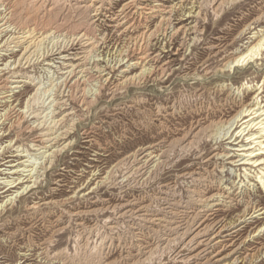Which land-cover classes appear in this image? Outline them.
<instances>
[{"label": "bare ground", "instance_id": "obj_1", "mask_svg": "<svg viewBox=\"0 0 264 264\" xmlns=\"http://www.w3.org/2000/svg\"><path fill=\"white\" fill-rule=\"evenodd\" d=\"M178 1L0 0V126L7 121L9 129L37 131L27 147L15 146V153L8 154L16 159L0 163V173L6 174L0 175L3 185L0 186V219L22 196L38 187L53 164L75 143L70 137L79 117H74L73 103L83 110L89 109L102 97L108 84L112 86L106 94L111 99L129 85L137 87L148 77L156 84L164 82L173 73L168 66L170 60L162 61L165 49L150 51L148 41L157 33L168 36V40L181 33L180 46L185 49L189 42L200 40L202 29L198 19L205 20L207 9L218 17L226 6L239 0ZM174 16L180 23L167 32V23ZM154 19L157 20L151 25ZM259 19H264V8L254 21ZM108 29L126 36L122 47H115L113 56L108 49L104 51L110 41ZM258 29L251 33L243 49L228 51L229 44L210 45L211 57L200 64L199 70L185 71L181 77L202 80L233 72L238 66L256 64L264 53V25ZM213 57L216 59L209 61ZM36 66L41 72L37 75L28 70ZM116 71L120 73L118 82L111 81ZM263 85L257 84L251 90L250 100L245 99L251 89L248 81L236 86L229 79H221L213 86L202 87L199 95L186 102L192 114L187 125L126 154L103 175L91 170L90 180L98 179L95 184L101 186L110 183L116 169L123 166L121 181H129L130 187L144 191L127 198L125 193L120 194L113 203L109 198L89 200L107 205L69 212L80 218L75 224V252L70 254L62 249L48 256V246H44L40 254L59 264H152L155 260L157 264H236L241 255L243 259L251 258V252L242 251L249 238L236 241L243 228L264 218V206L254 204L256 201L253 203L245 191L254 182L249 183L248 179L244 185V180L232 179L227 186L220 173L232 170L234 165L243 166L247 177L256 178L264 189V103L260 96ZM25 87H31L32 91L23 105L17 107L12 98L19 88ZM205 94L209 99L200 102L199 98ZM159 116L168 115L160 110L153 114L152 121L157 120L164 129L167 125ZM4 133L0 129V139ZM89 133L83 132V142L92 145L96 141ZM210 142L215 150L203 159L205 146ZM12 145V140L1 144L0 156ZM191 155L201 160L198 166L160 180L161 173L172 166L174 158L180 160ZM212 159L221 162L219 173L215 171L216 162L213 168L207 165ZM247 166L257 168L258 172L252 176ZM15 173L19 175L8 176ZM81 189L67 199L77 196ZM239 205L243 207L236 218L226 222L224 217H218L220 211ZM30 207L38 208L36 202ZM88 213L107 215L99 225L86 222ZM62 230L55 229L54 233ZM263 231L264 223L256 225L250 236L256 237ZM93 234L97 241L87 250ZM0 241L7 240L0 237Z\"/></svg>", "mask_w": 264, "mask_h": 264}, {"label": "rangeland", "instance_id": "obj_2", "mask_svg": "<svg viewBox=\"0 0 264 264\" xmlns=\"http://www.w3.org/2000/svg\"><path fill=\"white\" fill-rule=\"evenodd\" d=\"M177 1L178 0H175V2ZM183 1L185 2V0ZM187 2L186 0L185 3ZM263 8L264 0H239L226 6L223 13L218 17H215L210 10L207 9L205 11V20L198 19L200 29H202L200 40L195 43L189 42V46H185V49L180 46L183 40L181 33L176 34L170 40L167 39L168 36L165 37L161 33H157L148 41V47H150V51L156 50L161 52V49H165L166 52L162 53V55H165L162 57V61L170 60L168 66L173 70L172 75L162 82L163 84L161 82H157L156 84V82L150 81L148 77L142 79L137 87L127 85L128 87H126V89L119 91L116 93L115 97L111 99L110 96L106 94L109 90L108 88L112 86L108 84L105 86L102 97L90 106L89 109L83 110L82 106L80 107L77 103H73L76 113L74 117L76 119L79 117L75 126V132L70 137L75 143L53 164L52 168L46 174V178L39 183L38 187L22 196L13 208L7 210L0 219V224H5L4 227L0 226V237L6 238L7 240L6 242L0 241V264H17L19 262H21V264H59L52 262V259H48L40 254V250L44 246H48V256L62 249L67 250L70 254L74 253L75 249H77L74 242V235L76 232L75 224L80 218L70 215L69 212L84 210L86 207H88V209H93L107 205L102 204V201L90 203L92 200L109 198V201L113 203L120 194L124 195L125 193L124 196L127 198L144 191L141 188L130 187V185L127 184L129 181H121V173L125 170L123 166L116 169L117 174L113 176L110 183L101 186L100 184H95L98 179L90 180L91 170H97L101 173L100 175H103L105 174L103 172L126 154L152 141L170 136L172 133L178 131L176 130L177 128L182 127V125H187L191 120L192 114H190V108L186 106V102L195 95H199L202 87L206 88L207 86H213L221 79H229V81L236 86L242 82L248 81V85L251 89L247 91L245 99L250 100L252 97L251 90L257 87V84L258 86L262 83L264 84V53L262 57L256 61V64L249 63L248 65L238 66L233 72L218 74L217 76H211L210 78L202 80L193 78L183 79L181 75L185 71L193 72L194 70L200 69V64L207 60L209 56L211 57L208 51L210 45L214 44L218 46L220 44H229L227 47L228 51L236 48L243 49L251 33H253L254 30L258 31V28L264 25V19L254 21L258 12ZM174 18L175 16L172 17L170 23H167V26L170 27H168L167 32H169L172 27L178 25L179 21ZM156 20L157 19H154L150 24L154 25ZM249 23H251L249 29L242 32ZM141 27V25L138 27V31H141ZM103 28H105V26ZM106 32L108 35L107 40L110 38V41L109 46L104 49V51L108 49L110 51V56H113L116 54V52L113 54L115 47L118 49L121 48L124 43L123 39H125L126 36H118V32H114L110 29ZM172 52L177 53L173 54ZM215 59L216 58L213 57L209 59V61ZM28 70H31L30 72H36V75L41 73L39 66L33 69L29 68ZM110 75H112V73ZM119 78L120 73L116 71L113 73L111 81L118 82ZM31 91V87H25L24 89L19 88L18 92H16L12 98L14 99L13 103H18L17 107H21ZM263 94L264 92L260 95L262 96V103H264ZM206 96L207 94L199 98V101L205 103L207 99H209ZM70 105L72 106V104ZM70 105L69 108H71ZM158 110L168 115L167 118L159 116L161 120L165 122V126L167 125L164 129L159 127V122L157 120L152 121L153 114H156ZM5 122H2V127L0 126V129L5 132V135L0 139V145L7 143L9 140H12L13 145L1 153L0 163L6 159H16L17 157H11L8 156V154L15 153V146L21 145L22 147H27L31 138L37 134V131L19 132L20 129L18 128L9 129L7 121ZM83 130L86 132L89 131V135L95 139L96 143L92 142V145H89L83 142L85 138ZM18 133H20V135L16 138L15 135ZM87 145H89V148H83V146ZM214 150L212 142L208 143L205 146L203 159ZM173 160L172 166L161 173L160 180L170 179L176 173L187 168L196 167L201 162V160L195 159L194 155L187 156L180 160L176 157ZM215 162V171L219 173L218 169L221 164L219 160L212 159L207 165L213 168L212 166ZM228 166L229 165H227V167ZM232 167V170L228 169L220 173V175L223 176L225 184L229 186V182H231L232 179L235 182L240 179L244 180L242 184L247 185V180L250 179L251 181L249 183L254 182V186H248L249 190L245 189V191H248L253 203L256 201L254 204L264 206V189L260 184H257V179L251 176L247 177V173H245L243 166L234 165ZM247 168L249 169H247V171H250L252 176L258 172L257 168H249V166H247ZM239 173L240 175L238 176ZM0 175L6 174L0 173ZM16 175L19 174H8V176ZM0 186L2 187L3 185L0 184ZM81 186L83 187L82 189ZM95 186L96 188L92 189V187ZM77 188L81 189V191H78L79 193L77 192V196L68 200L67 198L75 190H78ZM146 189H150V187ZM85 191H89V193L82 197L79 196L80 193ZM35 202L38 206L37 209L30 207ZM242 207L243 205H239L227 211H220L218 217H224L226 222L232 220L241 212ZM106 215L107 213L103 215L88 213L85 215V218L87 223L96 222L100 225L102 223L101 220H103ZM55 218L58 221H55ZM49 223L51 225H49ZM262 223H264V218L259 219L258 222L240 231L239 239L236 242L239 243L243 239L249 238V240H245L246 243L244 242L242 251L251 252L253 255L251 258L248 257L245 259H243V255H241L240 261L236 264H264V231L256 237L250 236L252 232H254L256 225L260 226ZM58 228H62L63 230L60 233H54L55 229L57 230ZM47 239L50 241L46 243V245L42 244V242L47 241ZM90 241L87 250H90L97 241L95 234L92 235ZM246 248H252V250L249 251ZM21 253H25V255ZM164 261L166 262V259ZM152 264H157L156 260Z\"/></svg>", "mask_w": 264, "mask_h": 264}]
</instances>
